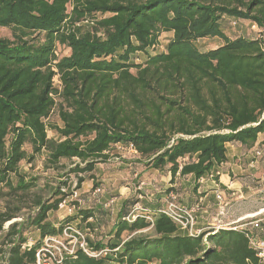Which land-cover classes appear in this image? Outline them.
I'll use <instances>...</instances> for the list:
<instances>
[{
    "label": "trees",
    "instance_id": "1",
    "mask_svg": "<svg viewBox=\"0 0 264 264\" xmlns=\"http://www.w3.org/2000/svg\"><path fill=\"white\" fill-rule=\"evenodd\" d=\"M226 16L264 27V0H0V27L12 30V38L0 36V264H36L47 237L97 217L96 206H78L59 224L50 213L73 195L71 174L76 189L95 181L118 144L135 150L141 168L174 181L213 175L230 142L256 143L264 133V38L229 37ZM163 33L173 35L159 51ZM208 37L224 43L202 51L196 41ZM59 45L69 53L60 57ZM139 52L146 60L132 62ZM43 152L44 171L56 175L21 171ZM140 200L124 201L111 238L87 237L107 255L77 249L61 264H261L252 230L192 236L162 212L128 221Z\"/></svg>",
    "mask_w": 264,
    "mask_h": 264
},
{
    "label": "crops",
    "instance_id": "2",
    "mask_svg": "<svg viewBox=\"0 0 264 264\" xmlns=\"http://www.w3.org/2000/svg\"><path fill=\"white\" fill-rule=\"evenodd\" d=\"M249 23L254 29V34L252 36H243L248 38L262 37L264 27H259L253 22ZM169 34L170 36L173 35L172 33ZM203 39H214L218 41L211 48L221 46L224 43L219 37ZM123 147L121 144L115 146V148ZM125 148L130 150V153L135 155V157H138L134 149L129 147ZM256 149H258L256 151L258 156L255 157L257 154L253 152ZM126 163L130 168L137 165L133 161H127ZM136 168L139 172L137 171L134 176L141 179L137 189L142 190L139 193H132V190H129L130 196H123L121 194L119 197L121 202L119 201L120 204H118L114 223H110L108 220L110 214L107 213L105 208L96 206L100 214L98 213L97 217L94 220L92 219V223H96L102 232H104L106 225L110 227V231L113 230L117 221V215L124 201L129 197H133L135 194H138L141 198L138 205L148 209L151 214L160 212L172 199L188 206H192L200 201L196 227L203 229L217 224L218 220H222L225 224L230 225L247 223L253 214L264 208L260 203L258 204V199H261L264 194V133L259 135L256 143L252 147H247L239 142H230L227 144V161L216 166L214 170L216 176L219 177V181L212 176L196 180L194 177L186 178L179 175L172 181V176L167 171L147 167L140 168L138 166ZM98 192L102 193V189H95L93 195ZM218 193H221L223 196L221 201L217 199ZM262 204L264 205V203ZM221 209L224 210V215H221ZM249 227L251 228V226ZM180 232L187 234L185 230H180ZM112 236V234L106 235L104 238L100 236L99 239L106 241L105 238L108 239Z\"/></svg>",
    "mask_w": 264,
    "mask_h": 264
},
{
    "label": "rangeland",
    "instance_id": "3",
    "mask_svg": "<svg viewBox=\"0 0 264 264\" xmlns=\"http://www.w3.org/2000/svg\"><path fill=\"white\" fill-rule=\"evenodd\" d=\"M84 24H88V22H84ZM221 24L224 31L231 38H235L243 35L252 36L254 34V29L252 28L251 24L245 20H240L235 17L226 16L222 20ZM0 36H6L12 38V30L10 28L0 27ZM262 37L264 38V33H262ZM170 38L171 36L169 33H163L161 35L160 46L158 47L159 51L165 47V45L167 44ZM217 42L218 41H215L214 39L202 38L196 41V45L199 47V49L206 50L215 46ZM58 53L59 56L62 57L65 54L69 53V49L66 48L64 45H59ZM146 58H147L146 53L139 52L133 55L132 62H143L146 60ZM49 121L51 123H55L58 121L57 112H54L52 114ZM48 134L50 137L56 136L55 132L52 130H48ZM256 151H258V149H256L253 153L257 154ZM256 156H258V154L255 155V157ZM44 157H45V152L36 155V159L32 163H28L26 160L23 161V163L21 164V171L29 172L31 175H38V174L42 176L56 175L55 172L52 170L44 171L43 169ZM127 161H133L134 164H136L137 157L131 154L130 150L126 149L125 147L123 148L114 147V149H112L111 151L110 160L101 162L97 165V170H96L97 175H95V181L88 178L81 184L80 188L76 189L77 176L75 174H71L69 180L71 184L70 191L74 190L73 191L74 193L73 195L67 198V200L60 206L58 211H54L50 213L51 220L59 224L62 223L63 221H66L68 218L76 216L75 214L77 213V209L79 208L78 206H80L81 208H87L88 206L91 207L99 206L107 210V213L110 214L108 220L110 221V223H114L118 210V204H120L121 202L119 199L121 194L125 196V195H129L130 194L129 192L131 190L132 193L133 192L139 193L142 190V189H137L141 179L136 178L134 176V174L137 171L139 172V170L136 168L138 165H134L133 168H130V166L126 163ZM213 174L214 176H216L215 172ZM137 180H139V182H137ZM45 181L46 180L44 178L40 180L41 184H43ZM95 183H98L99 185L102 186L103 188L102 193L98 192L97 194L93 195V192L95 190L94 188ZM93 196L95 197L93 198ZM259 203L261 204L262 207L264 206L262 204L264 203V194L262 195L261 199H258V204ZM0 210H1V200H0ZM98 213L100 214V212ZM90 222L91 223L80 222V219H78L73 223L78 225V227L81 228L82 231L86 234V236L90 238V240H92L93 242L99 240L100 236L104 238L106 235L108 236L111 233L109 226L106 225L104 232H102L96 223H92L93 222L92 219H90ZM9 223L10 222H8L6 226H8ZM30 238L31 240H36L38 238V232L31 233ZM105 240H107V238H105Z\"/></svg>",
    "mask_w": 264,
    "mask_h": 264
},
{
    "label": "built area",
    "instance_id": "4",
    "mask_svg": "<svg viewBox=\"0 0 264 264\" xmlns=\"http://www.w3.org/2000/svg\"><path fill=\"white\" fill-rule=\"evenodd\" d=\"M58 88H61V83L57 79L55 82ZM212 177L214 176L211 175ZM217 199L222 200L221 193L217 194ZM200 209V201L196 202L192 206L184 205L170 200L165 208H162L160 212L168 215L173 219L181 230H185L189 235L197 236L203 231L208 229L219 230L222 228L228 229H250L253 232L250 233L249 239L251 246L255 249L257 257L261 264H264V208L259 212L253 214L251 219L241 225L225 224L222 220H218L217 224L208 226L207 228H197L196 222L198 218V210ZM221 215H224V210L221 209ZM138 216H144L149 220L152 217L149 210L143 206L135 205L126 219L132 221ZM251 226V228L249 227ZM77 249H82L88 255L98 256L101 254L107 255L108 249H102L99 252H95L89 246L88 238L78 225L72 223L65 226L61 236L47 237L44 242V246L37 252L36 264H61L68 254H73ZM119 250V248H117Z\"/></svg>",
    "mask_w": 264,
    "mask_h": 264
}]
</instances>
